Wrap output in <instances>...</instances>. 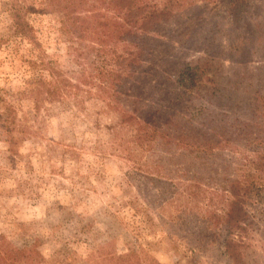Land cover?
I'll return each mask as SVG.
<instances>
[{"label": "rangeland", "instance_id": "374dc122", "mask_svg": "<svg viewBox=\"0 0 264 264\" xmlns=\"http://www.w3.org/2000/svg\"><path fill=\"white\" fill-rule=\"evenodd\" d=\"M19 1L34 7L29 22L63 70L65 90L77 93L57 91L36 108L28 84L49 88L52 78L29 62L36 58L33 46L15 33L9 8ZM44 2L0 0V264H264L261 141L246 144L229 130L228 147L203 154L162 142L177 130L119 123V111L139 100L126 94L134 83L145 86L141 98L149 104L160 103L170 83L171 98L186 97L178 74L195 56L185 50V38L196 23L187 14L200 8L207 28L213 21L222 28L216 40H225L227 6L177 0L172 19L140 41L147 71L121 81L114 79L125 75L118 56L130 47L101 25L113 12L101 11L97 33L70 37L62 16L42 9ZM228 48L221 51L224 67ZM172 62V70L164 69ZM6 103L20 124L14 130H7L14 114ZM255 134L264 135V123L243 136ZM234 183L245 219L244 229L231 234L223 214L232 196L224 189Z\"/></svg>", "mask_w": 264, "mask_h": 264}, {"label": "trees", "instance_id": "16d2710c", "mask_svg": "<svg viewBox=\"0 0 264 264\" xmlns=\"http://www.w3.org/2000/svg\"><path fill=\"white\" fill-rule=\"evenodd\" d=\"M45 11L56 12L62 16V29L70 37L82 38L84 33H97V26L101 11H112L108 23L101 24L107 28L112 27L114 37L128 43V51L125 55H119L120 68L124 69V77L117 74L114 79L127 81L138 78L147 71L145 65V52L141 46V40L161 23L168 22L175 15L174 7L177 0H165L159 3L156 0H44ZM214 1V0H213ZM227 6L228 34L225 40H216L215 37L222 28L216 21L206 27L207 18L203 17L200 8L197 14L188 12L187 18L196 16V23L189 27L185 38V50L194 51L195 56L181 70L178 77L184 83L183 93L186 97L171 98L173 83L170 88L163 90V99L153 104L144 102L140 90L145 87L141 83H134L126 90L137 93L139 100L132 101L136 106L130 110L119 111L120 125H132L137 122L144 130H177L174 137L162 136L165 144L175 142L178 146L186 147L192 152L206 153L215 149L228 147L232 138L228 135L233 130L235 137L247 144L255 138L264 144V135L244 137L246 131L252 126L264 123V63L251 66L248 57L257 56L264 59V0H215ZM34 9L32 5L19 2L10 4V14L13 20L15 33L28 40L36 58L30 60L34 66L45 69L52 78L51 87L42 88L38 85L28 84L34 93L35 106L39 107L42 99L52 98L54 93L61 91L66 95V80L63 78V70L57 61L49 58L43 50L42 44L36 32L29 22L28 15ZM213 19V18H212ZM189 21V20H188ZM192 25V23H191ZM199 38L201 43L195 39ZM95 48V46H91ZM228 48L226 56L230 64L223 66L224 59L221 51ZM83 51V49H82ZM197 53L199 55H197ZM81 54V51H80ZM88 52L84 55L87 57ZM240 55V56H239ZM235 64V65H234ZM174 63L168 64L164 69L172 70ZM148 71L152 68L148 67ZM220 71H224L220 74ZM123 77V78H122ZM218 79H223L227 86L220 85ZM244 79L248 82L244 83ZM162 82H158L160 85ZM71 84L70 86H72ZM156 87V84L151 86ZM75 88L80 90L79 86ZM244 94L246 96H244ZM197 100H194V99ZM142 101V102H140ZM10 105V114H14V106ZM154 105V106H152ZM142 107V109H140ZM14 118L6 120L9 124L7 130H14L19 126ZM1 118V117H0ZM2 121V120H1ZM3 120L1 123H3ZM262 121V122H260ZM253 137V138H252ZM260 162L264 160V154L257 151ZM263 163V162H262ZM230 192L227 207L223 214L226 226L231 230L244 228L245 210L241 204V194L238 184H230ZM230 232V231H229ZM226 242V241H225ZM231 253V252H230ZM233 255V253H232Z\"/></svg>", "mask_w": 264, "mask_h": 264}]
</instances>
